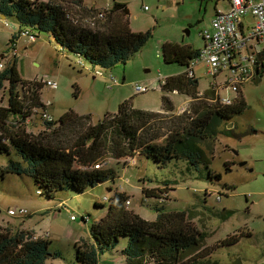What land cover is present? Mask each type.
Segmentation results:
<instances>
[{
	"label": "trees",
	"instance_id": "16d2710c",
	"mask_svg": "<svg viewBox=\"0 0 264 264\" xmlns=\"http://www.w3.org/2000/svg\"><path fill=\"white\" fill-rule=\"evenodd\" d=\"M75 3L79 10L68 9L53 0H0V17L4 14L5 19H15L19 24L10 42L16 44L25 30L35 38L48 33L63 53L74 54L95 72L97 67L112 69L126 64L151 35V31H133L127 2L114 0L103 8L88 6L83 0ZM162 49L165 63L177 62L187 67L160 83L166 93L162 97V110L138 108L127 99L119 104L117 112L107 113L98 123H93L90 113L79 114L74 109L67 110L59 119H45L42 111H48L49 107L42 99L44 82L21 77L17 53L1 54L0 95L6 93L7 104L0 105V152L11 155L15 151L20 159L10 158L0 168V176L31 177L37 194L47 201L57 199L64 190L83 193L107 180L115 182L118 173L111 165L114 163L106 160L108 156L150 159L161 167L172 160H184L194 168L205 165L210 180L221 179V174L209 167L210 159L201 142L215 141L221 134H234L227 127L228 122L247 106L240 85L238 96L228 103L221 102V97L216 98L214 90L208 89L204 94L212 97L213 102L199 101L197 105L194 101L190 112L176 114L168 93L177 91L194 99L201 97L199 79L191 73V64L200 48L167 41ZM258 69L264 72L263 53L259 54ZM39 113L46 128L37 134L30 133L28 124ZM231 164L227 162L228 170ZM122 187H115L113 196L104 197L105 202L110 201L108 205L96 203L107 207V211L90 226L88 241L76 242L77 260L81 264H100L101 255L116 251L122 239L123 264H212L209 259L212 251L239 240L235 233L223 241L205 245V234L186 210L167 211L156 206V218H144L129 207L127 201L131 204L132 197ZM142 189L145 197H156L163 203L166 198L163 194L169 188ZM63 202L60 200V208L65 206ZM82 220L86 221L84 216ZM50 245L48 237L37 236L30 229L4 228L0 230V264H49L62 258V252L52 250Z\"/></svg>",
	"mask_w": 264,
	"mask_h": 264
},
{
	"label": "rangeland",
	"instance_id": "374dc122",
	"mask_svg": "<svg viewBox=\"0 0 264 264\" xmlns=\"http://www.w3.org/2000/svg\"><path fill=\"white\" fill-rule=\"evenodd\" d=\"M53 1L68 9L79 10L75 0ZM83 1L88 6L103 8L114 0ZM118 1L127 2L133 31H151V35L126 64H118L112 69L97 67L96 72L74 54L63 53L48 33H41L37 38L21 34L16 44L10 42L13 33L18 32L19 24L15 19L0 17V55L17 53L18 68L24 80L37 78L57 83L56 86L46 84L42 90V99L48 104L52 118L59 119L67 110L74 109L79 114L90 113L93 123H98L107 113L117 112L119 104L127 99H131L135 107L161 111L162 97L166 93L160 79L163 77L164 81L167 76L187 70L185 65L177 62H164L163 45L169 41L202 47L201 32L211 27L216 4L219 7L221 4L220 0ZM195 72L201 91L214 87V78L207 74L205 62H198ZM228 74L224 71L216 78L221 99H225L221 100L223 103L234 100L238 94L229 82L225 85ZM138 85L148 90L140 91ZM242 90L246 109L228 122V126L232 123L233 127L227 126L234 134H221L215 141L201 142L210 159L209 167L220 173L221 179L210 180L205 165L194 168L184 160H172L166 167H161L150 159L108 156L106 160L114 163L111 165L118 173L115 182L107 180L83 193L64 190L59 192L57 199L47 201L37 194V186L31 177L6 174L0 176V230L7 227L34 230L37 236L50 239L52 250L62 252V258L49 264H81L77 260L76 242L88 241L90 226L107 211V207L96 203L108 205L110 201L105 202L104 197L113 196L115 187L123 185V190L132 197L129 207L144 218L155 219L156 206H163L167 211H188L191 220L205 234V245L237 233V242L224 243L212 251L209 257L212 264H233L237 259L242 264H264V76L259 81L248 82ZM217 93L215 91L214 96ZM170 96L176 107L184 105L187 112L191 111L194 101L197 105L199 101H214L205 94L199 99L178 93ZM6 104L7 95L2 93L0 105ZM184 111L175 109L176 114ZM40 113L29 122L27 130L30 133L37 134L46 128ZM10 158L20 159L15 151L11 155L0 152V168ZM228 161L232 163L231 170L227 169ZM142 177L147 179L143 181ZM225 183L235 187L228 188ZM144 186L168 187L163 194L164 202L159 203L156 197H145ZM60 200L65 201L62 208ZM21 208L27 210L23 215L18 212ZM11 209L16 214L10 213ZM72 215L77 218L72 219ZM83 216L86 221L82 220ZM124 246L122 239L116 251L101 255L100 264H123L120 250Z\"/></svg>",
	"mask_w": 264,
	"mask_h": 264
},
{
	"label": "built area",
	"instance_id": "2783aa9c",
	"mask_svg": "<svg viewBox=\"0 0 264 264\" xmlns=\"http://www.w3.org/2000/svg\"><path fill=\"white\" fill-rule=\"evenodd\" d=\"M228 1L230 8L226 11H218L212 20L211 29H206L201 33L204 45L200 48L199 55L193 60L191 66L193 69L194 65L203 61L206 63L207 73L214 77L224 69H229L233 76L228 82L237 89L239 83L254 75L253 69L259 70V54L263 53L264 55V0ZM147 8L145 6V9ZM248 13L255 17V22L245 33L240 25L241 19ZM23 34L30 35V32L25 30ZM2 65L0 64V67H3ZM42 81L45 85H57L51 80ZM139 90L144 91L148 88L139 86ZM226 101L230 102V100ZM42 115L45 119H53L48 111L43 110ZM100 165L96 164L95 166ZM127 203L129 204L130 200ZM18 212L23 215L27 210L21 208ZM10 213L16 214L13 209L10 210ZM76 218L75 215H72V219Z\"/></svg>",
	"mask_w": 264,
	"mask_h": 264
},
{
	"label": "crops",
	"instance_id": "0c3cea01",
	"mask_svg": "<svg viewBox=\"0 0 264 264\" xmlns=\"http://www.w3.org/2000/svg\"><path fill=\"white\" fill-rule=\"evenodd\" d=\"M219 2H221V4H220V7L218 6V3L216 4L217 5V9H216V12H215V15L217 14V12L218 11H220V10H223V11H226V10H228L229 8H230V3H229V1L228 0H220ZM215 15H214V17H215ZM254 22H255V17L251 14V13H248L245 17H243L242 19H241V29H242V31L243 32H247L252 26H253V24H254ZM211 27H212V24H211ZM211 27L210 28H208V29H211ZM206 30V29H205ZM204 31V30H203ZM202 31V32H203ZM201 32V33H202ZM204 39V38H203ZM199 48H201V47H199ZM193 71H192V73L196 76V72H195V65L193 66V69H192ZM224 71H227L229 74H228V81L232 78V76H233V73L229 70V69H224L221 73H224ZM206 72H207V69H206ZM220 73V74H221ZM208 74V73H207ZM220 74H218V75H216L215 77L213 76V78H214V87L213 88H211V90H214V92L215 91H217V92H219V94L217 93V95H216V98L217 97H221L220 96V90L218 89V87H219V85L218 84H216V78H217V76H219ZM253 76L251 77V78H249V79H247L246 81H243V82H241V83H239V85H240V90H241V94H243V90H242V87L244 86V85H246L248 82H250V81H252V80H256V81H259V80H261L262 78H263V76H264V72H262V73H260L258 70L257 71H255V69H253ZM197 77V76H196ZM163 78V77H162ZM160 79V83H163L164 81H163V79ZM164 80H165V78H164ZM228 81L226 80V84L225 85H228ZM229 85H231L230 83H229ZM217 89V90H216ZM203 92H206V90L205 91H201L200 90V93L201 94H204ZM174 93H178V94H182V93H179V92H177V91H173V92H171V93H168L167 95H169V98L171 99V101L172 102H174L173 101V98H172V96H170V94H174ZM238 93V92H237ZM182 95H186V94H182ZM237 96H238V94H237ZM189 98H190V96H188ZM191 99V98H190ZM222 100H224L223 98H222ZM173 105H174V108L176 107L175 106V104L173 103ZM162 108H163V102H162ZM175 109H178V111L179 112H182V111H184V110H186V107L183 105V106H179V107H176ZM162 110V109H161ZM185 112V111H184ZM229 127V126H228ZM230 127H233V125L232 126H230ZM64 204H65V201L63 202ZM23 228H26V227H23ZM27 229V228H26ZM32 231H34V230H32ZM51 262V261H50ZM49 262V263H50ZM53 262V261H52Z\"/></svg>",
	"mask_w": 264,
	"mask_h": 264
},
{
	"label": "water",
	"instance_id": "95a60500",
	"mask_svg": "<svg viewBox=\"0 0 264 264\" xmlns=\"http://www.w3.org/2000/svg\"><path fill=\"white\" fill-rule=\"evenodd\" d=\"M2 17L5 18V15L2 14ZM187 33H190V31L187 29ZM233 124H229V127L232 126ZM233 264H242L241 260L240 259H237L236 261H234Z\"/></svg>",
	"mask_w": 264,
	"mask_h": 264
}]
</instances>
